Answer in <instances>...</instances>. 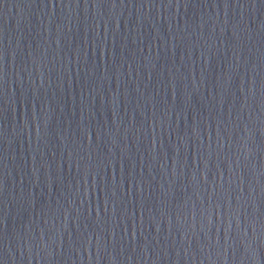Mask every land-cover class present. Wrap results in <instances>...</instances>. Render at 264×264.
I'll return each instance as SVG.
<instances>
[{"label":"water","instance_id":"95a60500","mask_svg":"<svg viewBox=\"0 0 264 264\" xmlns=\"http://www.w3.org/2000/svg\"><path fill=\"white\" fill-rule=\"evenodd\" d=\"M0 264H264V0H0Z\"/></svg>","mask_w":264,"mask_h":264}]
</instances>
